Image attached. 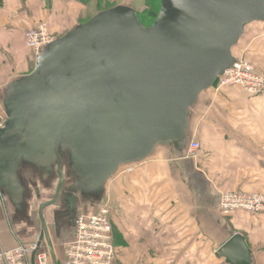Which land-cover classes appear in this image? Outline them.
Returning a JSON list of instances; mask_svg holds the SVG:
<instances>
[{
  "label": "crops",
  "instance_id": "obj_1",
  "mask_svg": "<svg viewBox=\"0 0 264 264\" xmlns=\"http://www.w3.org/2000/svg\"><path fill=\"white\" fill-rule=\"evenodd\" d=\"M133 1L109 9L126 6L139 14ZM84 10L78 0H2L0 120L8 127L0 139L19 133L29 106L70 97L81 68L58 82L49 76L31 80L51 45L34 58L26 31L45 20L58 40L105 11L80 21ZM232 56L264 67V20L245 27ZM217 82L185 107L183 134L156 142L148 154L120 162L107 175L86 168L81 159L76 140L81 112L60 129L68 108H34L21 136L0 142V250L36 241L50 264H60L64 244L75 238L77 215L108 204L114 264H264V214L224 216L219 208L225 191L250 190L252 176L264 177V93L218 89ZM88 98L83 72L71 101ZM195 140L200 149L191 153ZM233 234L244 236L250 262L218 255Z\"/></svg>",
  "mask_w": 264,
  "mask_h": 264
},
{
  "label": "water",
  "instance_id": "obj_2",
  "mask_svg": "<svg viewBox=\"0 0 264 264\" xmlns=\"http://www.w3.org/2000/svg\"><path fill=\"white\" fill-rule=\"evenodd\" d=\"M263 20L264 0H162L148 27L130 7L102 11L50 44L30 78L58 82L81 66L70 97L29 106L19 133L0 142L19 138L34 108L65 106L69 111L60 129L81 112L76 138L81 159L86 168L107 175L120 162L148 154L156 142L183 134L185 107L234 62L232 48L245 27ZM83 72L90 98L72 102ZM218 255L233 263L251 261L241 234H233Z\"/></svg>",
  "mask_w": 264,
  "mask_h": 264
},
{
  "label": "built area",
  "instance_id": "obj_3",
  "mask_svg": "<svg viewBox=\"0 0 264 264\" xmlns=\"http://www.w3.org/2000/svg\"><path fill=\"white\" fill-rule=\"evenodd\" d=\"M56 37L47 23L39 29L26 31L25 43L31 55L37 57L42 50L55 42ZM218 89L239 86L249 95L264 93V72L251 64L245 57L235 59L217 82ZM7 126V120H0V130ZM200 149L199 141L191 143L190 152ZM220 211L229 216L236 211L250 213L264 212V199L247 196L242 192H224L221 195ZM75 238L64 244V260L60 264H114L116 247L113 237L111 208L108 204L97 210L80 213L75 219ZM50 264L47 253L40 249L38 242L18 243L11 249L0 250V264Z\"/></svg>",
  "mask_w": 264,
  "mask_h": 264
},
{
  "label": "rangeland",
  "instance_id": "obj_4",
  "mask_svg": "<svg viewBox=\"0 0 264 264\" xmlns=\"http://www.w3.org/2000/svg\"><path fill=\"white\" fill-rule=\"evenodd\" d=\"M78 1H79V3H81L82 5L85 6V10H84V12H82V15L80 17V21H87L90 17L96 15L101 10L109 9L113 6L120 4V3L129 2L130 0H78ZM131 3H132V1H131ZM133 3L137 7L138 12L143 13L142 11L145 9V6H146L145 0H135V1H133ZM155 7H156L155 5H152L150 10L151 11L156 10ZM150 17L151 16L145 17L143 26H146V27L152 26ZM44 23H47V25L49 26V29L51 31L49 23L46 22L45 20L39 21L35 27H33L32 29H29L28 31L33 30V29L37 30V29H39L40 25H42ZM51 33L53 34L52 31H51ZM245 58L248 59L247 57H245ZM250 62L256 68L261 69L264 72V67L263 68L260 67L259 65H257L253 61H250ZM250 179L252 181V186H251L252 189L247 190V191L241 190L238 192H240V193L242 192V194H245L247 196H258V197H262L264 199V177L252 176ZM227 191H225V192H227ZM228 192H235V191L233 190V191H228ZM251 214H264V212H262V213H251Z\"/></svg>",
  "mask_w": 264,
  "mask_h": 264
},
{
  "label": "trees",
  "instance_id": "obj_5",
  "mask_svg": "<svg viewBox=\"0 0 264 264\" xmlns=\"http://www.w3.org/2000/svg\"><path fill=\"white\" fill-rule=\"evenodd\" d=\"M2 0H0V5H1ZM146 6L145 9L142 11L143 13H139V18L142 24H144V19L145 17L151 16V25L156 21L158 14L161 9L162 5V0H145ZM152 5H155L156 10H150Z\"/></svg>",
  "mask_w": 264,
  "mask_h": 264
}]
</instances>
